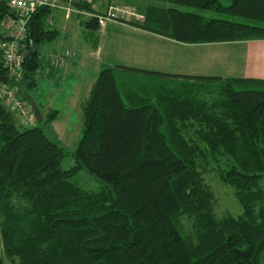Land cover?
<instances>
[{
	"label": "trees",
	"instance_id": "obj_1",
	"mask_svg": "<svg viewBox=\"0 0 264 264\" xmlns=\"http://www.w3.org/2000/svg\"><path fill=\"white\" fill-rule=\"evenodd\" d=\"M76 2L91 12L81 22L96 44L107 11ZM137 5L143 18L130 21L179 41L264 38V0ZM54 9L42 5L26 23L19 83L39 63L36 45L59 34L50 21ZM15 14L9 0H0V22ZM68 49L75 50L62 53ZM1 52L0 72L7 74ZM131 73L144 78L136 82ZM17 92L35 101L21 86ZM56 113L30 120L0 101V264L5 257L11 264H264V78L105 67L85 102L77 164L69 168L43 126ZM82 166L104 181L101 188L73 179ZM208 171L234 187L242 213L217 214Z\"/></svg>",
	"mask_w": 264,
	"mask_h": 264
},
{
	"label": "crops",
	"instance_id": "obj_2",
	"mask_svg": "<svg viewBox=\"0 0 264 264\" xmlns=\"http://www.w3.org/2000/svg\"><path fill=\"white\" fill-rule=\"evenodd\" d=\"M59 1L61 2V0ZM66 1L63 0L61 2L62 6L55 7L53 16L50 19L51 24L57 26L56 20L59 16L60 18L64 17L66 19L72 18L73 11L69 15H66V8L63 5L73 4L68 2L67 4ZM76 1L87 4L92 2V6L98 10L96 0H75L73 7L75 8L74 11L77 12L76 14H78L77 17L83 18L80 14H82L81 12H86L85 9L87 10L88 8L83 4H77ZM147 1L116 0L117 3L110 2L107 9L112 5L121 4V2L138 8L137 3ZM87 13L89 14L91 12ZM98 13L103 12L100 11ZM135 18L132 16H128L127 18L110 17L104 23H100L101 28L96 44L94 40L85 37L86 29L84 27V37L91 45L89 50L91 62L96 60L101 65V68L104 63L106 64L105 67L124 65L188 75H235L264 78V38L203 43L183 42L143 28L129 20ZM139 44H143V48L146 51L142 52L141 48L138 47ZM62 52L57 51L55 54L63 55ZM76 56V50H72V54L66 56V62L58 66H48L50 65L48 60L45 72L49 80H53L55 75L58 79L65 82L70 72H72L70 70L71 66L76 62ZM171 60H175V63H168ZM31 80L32 82L35 81L34 78ZM24 82L26 83L27 80L25 79ZM94 83L93 80L88 82L84 86L83 93L79 96L78 101L81 103L83 109ZM28 84L30 83L28 82ZM22 89L28 94L25 84H22ZM32 100L38 102L44 115L51 111L52 106L50 102L48 103L46 100L36 97L32 98ZM53 109H57L56 114L58 115L59 108L55 107Z\"/></svg>",
	"mask_w": 264,
	"mask_h": 264
},
{
	"label": "rangeland",
	"instance_id": "obj_3",
	"mask_svg": "<svg viewBox=\"0 0 264 264\" xmlns=\"http://www.w3.org/2000/svg\"><path fill=\"white\" fill-rule=\"evenodd\" d=\"M62 1L63 0H61V2ZM74 1L75 0H67L66 3L68 2L75 5ZM110 2L117 3L116 0H96L99 12L107 11L104 13L107 14L110 10V8L107 9ZM223 2L225 4H229L231 0H223ZM119 4L120 3H118V5ZM121 4L126 3L121 2ZM179 6L183 9L199 10L207 16H218L242 21H252L250 18L234 15L226 11L204 8L202 9L189 5ZM85 11L86 12H81V17H90L91 14L89 15L87 13L90 11H88V9H85ZM76 13L77 12L73 10L72 18L66 19L64 17L60 18V16L57 18L56 25L60 29V34L53 40H47L36 45L38 49L37 57L39 63L36 68H26L29 72V76L26 77L27 82L12 83L16 88L19 86L22 87V84H25L27 93L32 98H42L48 103L50 102L52 106L51 110H53L55 107L59 108L58 115L56 114L51 120H45L43 126L47 135L63 147L65 154L62 158V165L65 168H69L77 164L75 151L78 147L84 130V109L82 108L81 103L78 101L79 96L83 93L84 86L91 80H93L94 83L101 69L106 66V64L103 63L101 68V65H99L96 60L91 62V57L89 56L91 45L84 37V25L81 23L83 18L77 17L78 14ZM131 16L137 17L135 14H132ZM142 18L143 17L140 16L139 19ZM3 29H5V25L0 22V30L2 31ZM143 46V44H139L138 46L141 48L142 52L146 51ZM66 48L75 49L77 52L76 62L71 66L70 70L73 73L70 72L68 79L65 82L58 79L55 75L53 80H49V77L45 72L46 63L53 53H57V51L61 52ZM90 62L92 66L90 65ZM168 63L174 64L175 60L168 61ZM22 71H24V69H22ZM132 75L133 77H136V82L140 81V77H143L135 74ZM32 78L35 79V82L29 86L28 82ZM19 120L26 126L36 124V122L31 123L23 118H20ZM205 173L207 181L212 185L218 198L216 205L217 214L222 216L227 213L234 215L242 213L243 208L235 194L234 187L231 184L223 182L214 171H208ZM73 179L81 186L89 190H97L104 184V181L90 172L86 166L80 167L75 173ZM262 181L264 183V178ZM2 251L3 246L0 241V252ZM3 264H11V261L5 257Z\"/></svg>",
	"mask_w": 264,
	"mask_h": 264
},
{
	"label": "built area",
	"instance_id": "obj_4",
	"mask_svg": "<svg viewBox=\"0 0 264 264\" xmlns=\"http://www.w3.org/2000/svg\"><path fill=\"white\" fill-rule=\"evenodd\" d=\"M9 4L19 17L5 18L2 23L5 25V29L2 32L5 34L4 38L0 40V50L3 53L4 63L8 68V81H0V101H4L10 108L16 113L28 117L33 120L35 117L34 111L31 109V105L27 103L18 94L17 88L9 81V78H13L14 82H21L23 79V67L26 59V50L24 49V40L28 36L26 23L34 11L42 5H50L53 7L62 6L59 0H9ZM66 8V15H69L75 8L72 5L64 6ZM137 15L140 18L143 14L139 13L134 6H123L111 9L107 14L100 15V22L104 23L110 17H119L122 15L131 16ZM20 19H24L21 22ZM72 54L71 50H66L63 55L52 54L49 62L51 65H61L66 62V56Z\"/></svg>",
	"mask_w": 264,
	"mask_h": 264
},
{
	"label": "water",
	"instance_id": "obj_5",
	"mask_svg": "<svg viewBox=\"0 0 264 264\" xmlns=\"http://www.w3.org/2000/svg\"><path fill=\"white\" fill-rule=\"evenodd\" d=\"M15 17H18L16 14ZM19 18V17H18ZM21 22H24V19H20ZM30 49L28 50L29 53ZM0 81L7 82L8 81V75L6 73L0 72ZM32 108L34 110V113L36 114V117L38 120L42 119L44 114L42 113V110L40 109L38 103L36 101L31 102Z\"/></svg>",
	"mask_w": 264,
	"mask_h": 264
}]
</instances>
